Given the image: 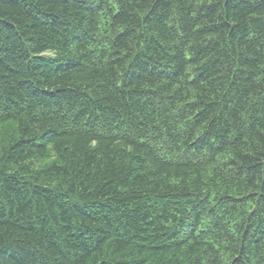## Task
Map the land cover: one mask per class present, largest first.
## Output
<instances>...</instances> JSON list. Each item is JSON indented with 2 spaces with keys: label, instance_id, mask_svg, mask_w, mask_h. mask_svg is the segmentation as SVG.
<instances>
[{
  "label": "trees",
  "instance_id": "trees-1",
  "mask_svg": "<svg viewBox=\"0 0 264 264\" xmlns=\"http://www.w3.org/2000/svg\"><path fill=\"white\" fill-rule=\"evenodd\" d=\"M0 264H264V0H0Z\"/></svg>",
  "mask_w": 264,
  "mask_h": 264
}]
</instances>
